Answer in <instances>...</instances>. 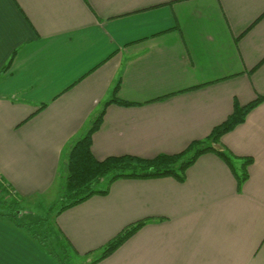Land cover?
Wrapping results in <instances>:
<instances>
[{"label":"crops","instance_id":"crops-1","mask_svg":"<svg viewBox=\"0 0 264 264\" xmlns=\"http://www.w3.org/2000/svg\"><path fill=\"white\" fill-rule=\"evenodd\" d=\"M118 83L131 106L107 105ZM260 96L264 0H0V264H53L2 199L58 197L67 153L103 111L97 160L153 159ZM214 148L239 169L253 159L246 182L208 152L183 181L121 178L53 222L86 264L141 221L96 264H264V101Z\"/></svg>","mask_w":264,"mask_h":264},{"label":"trees","instance_id":"trees-1","mask_svg":"<svg viewBox=\"0 0 264 264\" xmlns=\"http://www.w3.org/2000/svg\"><path fill=\"white\" fill-rule=\"evenodd\" d=\"M11 64V62L9 63ZM8 65L4 70H6ZM120 84L118 83L114 89V98L107 105L116 103L121 106L129 107L127 101L119 99L117 96ZM264 101V96L258 97L253 102L240 107L235 104L233 113L222 124L216 126L211 134L204 140L194 141L190 146L175 155L162 154L153 159H145L133 155L111 156L105 160L99 161L92 152V136L101 126L105 111L100 113L98 118L92 124V127L79 138L67 153L66 164L63 168V184L60 201L63 202L54 216L61 214L63 211L79 205L95 195H105L109 191V187L98 189L99 184L108 176H110L108 184L121 178H140L155 179L163 177H173L179 181H183L186 177L188 169L193 166L196 161L208 152H216V154L224 161L235 175L238 185L241 186L248 179V166L253 159L246 158L241 169L235 164V158L231 153L226 151H218L214 148L221 138L233 131L237 126L242 124L247 115ZM106 105V106H107ZM2 204H9V216L13 222L20 227H27L34 239L48 251V253L57 258L61 263L66 264L70 259L71 253L74 251L70 243L59 233L55 223L49 222L47 228L41 223L33 224L27 222L26 214L23 212L21 200L13 199L11 203L2 199ZM147 221H141L132 224L111 239L102 249L100 257L91 264H96L114 252H116L124 243L132 238ZM44 232V236L42 234ZM48 234V235H45Z\"/></svg>","mask_w":264,"mask_h":264},{"label":"rangeland","instance_id":"rangeland-1","mask_svg":"<svg viewBox=\"0 0 264 264\" xmlns=\"http://www.w3.org/2000/svg\"><path fill=\"white\" fill-rule=\"evenodd\" d=\"M110 176L106 177L97 187L98 189L105 188L108 185ZM63 184V183H62ZM60 184V185H62ZM62 192V191H61ZM61 193L58 197L56 195H53L51 197L42 198L40 200L36 201H29L23 204L22 209L28 211L29 216H26V221L38 224L41 223V228L39 229L42 231V226L47 228L49 222H53L54 214L60 207V205L63 203L60 201L61 199ZM57 198V200H56ZM42 237L44 236V232L41 233ZM48 235V234H45ZM47 255L52 259L53 264H63L61 263L57 258L50 255L46 249H44ZM98 257L93 256V260H97ZM51 264V263H50ZM66 264H86L85 260L80 259L78 256L75 255V253H71V257L69 260H67Z\"/></svg>","mask_w":264,"mask_h":264}]
</instances>
